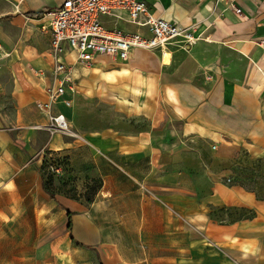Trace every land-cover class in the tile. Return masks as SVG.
Segmentation results:
<instances>
[{"label":"crops","instance_id":"obj_1","mask_svg":"<svg viewBox=\"0 0 264 264\" xmlns=\"http://www.w3.org/2000/svg\"><path fill=\"white\" fill-rule=\"evenodd\" d=\"M63 1L0 0V51L35 53L34 68L50 54L52 74V38L40 12ZM149 2L200 39L189 49L180 41L134 48L126 61L101 54L81 63L67 49L72 105L61 100L60 108L75 134L45 127L40 105L50 101L52 75L6 79L1 67L0 92L13 106L0 99V264H53L48 246L62 251L54 264H264V197L234 181L230 168L235 147L264 160V0ZM104 21L146 33L126 18ZM108 110L113 118L102 120ZM47 149L86 157L82 167L103 179L90 207L49 198L35 159ZM100 203L119 221L110 229L95 219ZM62 224L76 243L68 263L64 243L48 242L60 239L53 230ZM92 249L104 253L102 262Z\"/></svg>","mask_w":264,"mask_h":264},{"label":"built area","instance_id":"obj_2","mask_svg":"<svg viewBox=\"0 0 264 264\" xmlns=\"http://www.w3.org/2000/svg\"><path fill=\"white\" fill-rule=\"evenodd\" d=\"M232 4L237 13L242 12L239 6ZM151 6L149 0H64L60 5L40 13L42 18H47L48 24L44 28L50 31L52 38L50 101L40 105L49 115V123L45 126L47 130L52 134H75L73 123L60 108L61 100L66 106L72 105V99L65 98L73 81L70 65L66 62L67 49L75 51L81 63H90L101 54L126 61L134 48L162 49L180 41L183 48L189 49L200 39L194 34L193 26L182 27L164 19L156 15ZM104 17L114 20L126 18L145 28L146 33L125 31L118 26L111 28ZM259 44L264 47V36L259 39ZM55 107L58 108L56 112Z\"/></svg>","mask_w":264,"mask_h":264},{"label":"rangeland","instance_id":"obj_3","mask_svg":"<svg viewBox=\"0 0 264 264\" xmlns=\"http://www.w3.org/2000/svg\"><path fill=\"white\" fill-rule=\"evenodd\" d=\"M123 25V24H122ZM44 27V26H43ZM13 52V51H12ZM14 56L11 55V51H0V70L2 66H5V72L2 71V74H5L6 79H8L14 73L16 75L27 73L30 77L37 74L40 76L52 75L51 74V56L47 54V61L44 63L45 67L34 68V56L37 54H31L30 52H23L18 50L14 51ZM9 59V61H8ZM9 62V63H6ZM46 81H48L46 79ZM45 81V82H46ZM29 81L22 82V84H27ZM8 86L7 84H2ZM1 86V84H0ZM0 99L2 101L11 103L13 106V101L8 95H3L0 92ZM6 98V99H5ZM107 118L112 119L114 114L108 110ZM5 116V107L3 104H0V118ZM93 119V118H92ZM96 119H94V122ZM3 124V123H1ZM1 127H4L1 125ZM235 156V161L230 164L231 171L236 177L234 181L238 183H246L247 186L255 189L258 193L264 197V160L258 159L255 160L248 155V152L239 147H235L233 151ZM40 159L41 163L39 166L40 176L43 179L44 191L47 192L50 199H58L59 196L63 195L69 199L77 200L82 203L83 206H89L98 199V195L101 192L102 185L104 183L103 179L98 175V173L92 167H82L84 162H86V157H82L84 161H78L75 158H72V155L68 151H54V150H42V153H37L35 159ZM47 184V186L45 185ZM0 199L3 200L4 196H0ZM23 197L19 198L21 201ZM94 216L101 225H107L108 229L111 226L115 225L119 221H113L109 214L110 205L106 204H96L94 205ZM105 211V212H104ZM17 212V211H16ZM81 212V211H80ZM52 216L58 220L60 213L57 211L52 212ZM74 218V217H73ZM55 233H60L62 236L60 239H55L48 241L51 245L52 243H57L61 241L64 243V253L66 257V262L72 261L71 245L75 247V238L73 237V229H71L68 224L59 226L57 229L53 230ZM74 242V243H73ZM73 243V244H72ZM48 254L50 263H57V257L61 255L62 251L56 253V250L53 252L52 247L48 246V251H45ZM44 252V253H45ZM94 252V256L98 257L99 262H102L104 253ZM43 253V254H44Z\"/></svg>","mask_w":264,"mask_h":264},{"label":"trees","instance_id":"obj_4","mask_svg":"<svg viewBox=\"0 0 264 264\" xmlns=\"http://www.w3.org/2000/svg\"><path fill=\"white\" fill-rule=\"evenodd\" d=\"M40 13H41V12H40ZM29 15L36 16V15H38V14H37V12H30ZM240 184H241L242 186H243V185H244V186H247V184L244 183V182H243V183H240ZM45 185L47 186V184H45ZM247 187H249V186H247ZM72 215H73V212L70 211V212H69V217L71 218Z\"/></svg>","mask_w":264,"mask_h":264}]
</instances>
